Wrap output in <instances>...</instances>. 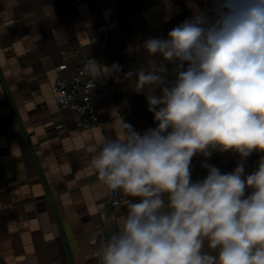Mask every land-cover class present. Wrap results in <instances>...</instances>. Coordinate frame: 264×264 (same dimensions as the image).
I'll list each match as a JSON object with an SVG mask.
<instances>
[{"label":"clouds","instance_id":"obj_1","mask_svg":"<svg viewBox=\"0 0 264 264\" xmlns=\"http://www.w3.org/2000/svg\"><path fill=\"white\" fill-rule=\"evenodd\" d=\"M188 7L166 36L142 42L147 65L125 74L155 127L141 133L122 117L115 138L88 148L106 190L128 198L99 264H264V0ZM84 71L95 81L122 69L89 59ZM214 152L236 154V167L209 164ZM195 157L202 179H192Z\"/></svg>","mask_w":264,"mask_h":264},{"label":"crops","instance_id":"obj_2","mask_svg":"<svg viewBox=\"0 0 264 264\" xmlns=\"http://www.w3.org/2000/svg\"><path fill=\"white\" fill-rule=\"evenodd\" d=\"M201 5L204 0H199ZM111 0H0V264H99L98 228L106 188L91 167V144L115 138L122 117L136 131L155 127L135 77L147 65L142 42L166 36L191 15L188 0H136L108 26ZM122 71L93 81L100 126L79 128L54 100L56 66L75 52ZM101 71L103 69L101 68ZM67 74L73 73L68 64ZM261 154L245 162L251 174ZM239 157L214 152L207 161L230 172ZM202 157L192 173L205 176ZM123 204L116 224L127 211Z\"/></svg>","mask_w":264,"mask_h":264},{"label":"built area","instance_id":"obj_3","mask_svg":"<svg viewBox=\"0 0 264 264\" xmlns=\"http://www.w3.org/2000/svg\"><path fill=\"white\" fill-rule=\"evenodd\" d=\"M136 0H111V18L108 26L117 23L116 13ZM89 59H94L78 51L71 58L56 66L58 76L53 85L54 100L60 109H68L74 116L79 128H90L100 126L101 122L97 114L96 106L92 98L94 85L85 80L84 71ZM73 64V73L67 74L68 64ZM111 139L105 135L104 140ZM203 175L192 173V179H202ZM128 198L122 193H109L106 191L104 200V219L98 228V244L108 239L114 231L118 230L116 219Z\"/></svg>","mask_w":264,"mask_h":264}]
</instances>
